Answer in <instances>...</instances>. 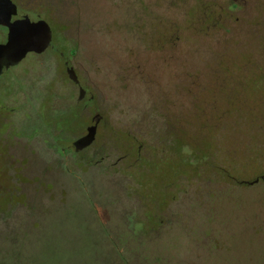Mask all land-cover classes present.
Listing matches in <instances>:
<instances>
[{"label":"rangeland","instance_id":"rangeland-1","mask_svg":"<svg viewBox=\"0 0 264 264\" xmlns=\"http://www.w3.org/2000/svg\"><path fill=\"white\" fill-rule=\"evenodd\" d=\"M140 1L135 7L127 0L126 23L147 6L161 33H112L119 46L82 48L77 60L140 62L136 85L107 80L96 95L115 135L120 124L130 126L121 130L137 138L135 152L146 159L134 163V154L114 167L119 155L60 157L43 138L28 139L38 116L48 125L41 103L50 116L68 111L78 96L48 103L50 88L60 84L51 58L65 57L52 46L39 56L47 60L16 69L13 94L15 79H0V264H107L104 254L118 251L128 264H264V45L246 32L236 38L215 30L203 38L202 25L232 28L236 17L204 22L195 0ZM229 3L221 1L222 9ZM255 4L238 23L243 30L264 24V0ZM28 67L34 69L24 79ZM185 74L193 94L176 91ZM109 83L120 91L108 90ZM61 88L72 89L64 78ZM81 113L72 112L80 135L91 122L88 109ZM165 132L173 145L164 155L157 149Z\"/></svg>","mask_w":264,"mask_h":264},{"label":"flooded vegetation","instance_id":"flooded-vegetation-1","mask_svg":"<svg viewBox=\"0 0 264 264\" xmlns=\"http://www.w3.org/2000/svg\"><path fill=\"white\" fill-rule=\"evenodd\" d=\"M9 1L14 6V11L11 13V16L7 20V24H0V44H7L9 42L11 27H15L18 25L20 26L26 24H37V26L41 30L45 29L49 33V35L47 38L42 36L39 43L34 45L33 49L30 50L25 57L20 59L17 64L5 65L3 67L2 73L0 74V79L7 77V83L11 77L15 79V84H10L13 94L14 90L12 87L17 85L16 79L18 81V78L14 76V72H16V69L24 64L25 60H33L34 63L36 62V60H47L48 58L45 59L39 56L44 54L50 48V46H52L54 53L58 52L60 53V55L62 53L65 57H63V60H61L62 58L59 57L51 58L52 60L56 61L54 62L55 74L58 76V82L60 84L59 88H50L52 91H54V93L52 94L53 96L51 95V92L49 93V95H51L52 97L48 96L50 97L48 103H50L52 100L56 101L57 99H62V97L64 96L66 97V93H68V96L70 95L71 100V97H73L72 94H77L78 92L77 98L70 105V109L68 111L59 110V112H56L53 115L49 116L46 109V103H41L40 106L43 105L45 107L44 115L45 117H48L46 121L48 125H45L38 116V119L32 123V125H34L28 128V139H31L32 137L43 138L45 143H49L50 149L53 150V153L60 155V157L61 155L64 156V154H69L72 156L82 155L89 150H99L101 161H111L113 159V156L119 155L117 160L112 164V166L114 167L119 166L121 163L125 165L124 163L126 162V160L134 156V154H136L134 163L142 159H146V157L141 156L139 151L140 148L139 150L137 149V153L135 152V144L137 138H133L130 134H127L128 131H125L126 128H129L130 126L125 127L124 124H120L118 126L120 130H118L116 132L117 134L115 135V132L112 130L114 128V122L109 121L107 115L105 114V111H101L100 113V110L98 108L99 103L97 101L96 95V89L98 87H106L105 81L107 80L115 79V82L122 83V87L126 84L128 87L131 85H136L135 76L139 77L142 73L140 62L137 60L133 63L132 67H129L130 64L127 67L126 60H124L123 58L122 60H99L100 62H98L94 59L87 61L77 60V56L79 55V50L82 48H91L92 50H94L111 48L107 45L114 46L115 44L119 46L121 43L119 41H115L112 38V33H123L129 31L136 33L138 37H140L142 32L155 33L159 31L161 33L163 31L162 27H158L157 25L152 24L153 21L151 20V18L153 17V15H155V12L151 11V9L147 8V6H144L145 9L141 11V14H139V11V15L136 14L137 10H135V12L130 15V17L133 19V24H128L126 23L128 17L127 12L129 11L127 0ZM195 1L198 3L200 16L203 17L204 22H207L216 17H220V19L224 16L229 15L236 17L237 25L232 28H224L221 23H219L220 21L214 22V24H210L207 26L202 25L201 32L205 33L203 38H205L206 35L215 30H225L224 32L231 31L233 37L234 35H236V38H240L242 36L241 33L246 32L250 34L253 41L254 39H258L259 43H262V45H264V24L251 23L250 26L247 27L248 30H243L245 26L241 27L238 24L242 17L247 18L246 16L250 15V12L255 9V1L258 0ZM221 1L230 2L226 9H222ZM135 2V7H138V5H142L140 0H135ZM261 12L258 11L257 13ZM192 13H194V10L192 8L188 9L187 14L192 15ZM261 16L264 17V14L261 13ZM148 40H150L151 42L153 41L152 39ZM172 40H166L164 44L174 45V42ZM233 40H235L237 45H243V42L238 41L237 39ZM147 41L145 44L148 47L154 46L151 45V43H147ZM248 44L249 43L246 42V47L250 48L251 42L250 45ZM67 49L69 53L67 52ZM30 55L32 56L28 57ZM33 69L34 68L29 67L24 69V79L25 76H27ZM83 75H86L88 77L89 82L87 81V84L85 83V80H82ZM215 76L218 75L215 74ZM188 77V74L182 75V81L180 84L181 86L180 88L177 87L178 90L176 91H181L182 95H189V92L193 94V91H191L190 89V84H188V80L190 81V78L188 79ZM63 78L65 81L67 80V84L70 86V88H72L71 90H69V92H67V88H65L64 90L61 88ZM107 89L113 90L115 92L120 91V88H115V83H109L107 85ZM128 93H130V89L128 90ZM150 93L153 94L154 92L151 91ZM11 95H9L8 97H10ZM190 96L197 97L195 95ZM7 98H3V100L5 101V106ZM166 102V107L168 109L169 100L166 99ZM6 108L8 112H10L9 107L6 106ZM198 108H200V106H198ZM87 109L90 112L91 122L88 125L86 123L87 126H85V131L80 135L73 130L72 112L75 111L78 116L79 114H82L81 112H83V110ZM154 110H156V108H154ZM55 120L60 121V123H62L63 125L61 126V129L59 131H56L55 128L51 126V122ZM10 121L15 127L13 121ZM166 123L171 126V122H169V120H167ZM167 127L169 128V126ZM91 131L94 132V138L92 140H90L89 138V133ZM22 134L26 133L24 132ZM127 137H129L133 141L132 148H130L131 143H127L126 141ZM160 138L161 146L157 149V151L165 152L169 147H171L169 145L170 140H172L173 145L172 132H165V134H163V136H160ZM115 140H118V142H115ZM64 142H68L69 145H63ZM73 146L77 149L73 150L70 148ZM8 148L10 149L12 147ZM8 148H6V150ZM131 149L134 151H130ZM165 154L166 152L164 153V155ZM165 214V218L167 219L168 212L166 211Z\"/></svg>","mask_w":264,"mask_h":264},{"label":"water","instance_id":"water-1","mask_svg":"<svg viewBox=\"0 0 264 264\" xmlns=\"http://www.w3.org/2000/svg\"><path fill=\"white\" fill-rule=\"evenodd\" d=\"M14 11V6L9 0H0V24H7V20ZM49 33L41 30L37 24L18 25L11 27L10 39L7 44H0V74L5 65L17 64L20 59L33 49V46L38 44L40 38H47ZM89 138H94V132L89 133ZM73 150L77 148L70 147Z\"/></svg>","mask_w":264,"mask_h":264},{"label":"trees","instance_id":"trees-1","mask_svg":"<svg viewBox=\"0 0 264 264\" xmlns=\"http://www.w3.org/2000/svg\"><path fill=\"white\" fill-rule=\"evenodd\" d=\"M115 246L116 245H114L113 243H110V248H113L114 249ZM104 256H105L104 257V260L108 261L107 264H128L126 262L124 256L121 255L120 251H118L117 254H114L113 252H111L109 254V257L108 258H106V254H104Z\"/></svg>","mask_w":264,"mask_h":264},{"label":"clouds","instance_id":"clouds-1","mask_svg":"<svg viewBox=\"0 0 264 264\" xmlns=\"http://www.w3.org/2000/svg\"><path fill=\"white\" fill-rule=\"evenodd\" d=\"M193 163H195V161H193Z\"/></svg>","mask_w":264,"mask_h":264}]
</instances>
